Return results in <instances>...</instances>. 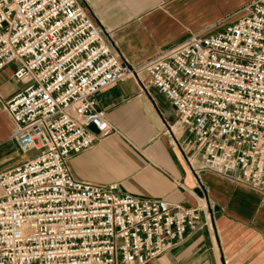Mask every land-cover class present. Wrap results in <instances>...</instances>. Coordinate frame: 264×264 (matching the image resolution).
<instances>
[{"label":"built area","instance_id":"2783aa9c","mask_svg":"<svg viewBox=\"0 0 264 264\" xmlns=\"http://www.w3.org/2000/svg\"><path fill=\"white\" fill-rule=\"evenodd\" d=\"M81 0H0V70L11 138L36 155L0 172V264H146L209 225L203 205L77 178L70 159L117 131L97 95L130 76L178 110L203 166L264 193V0L140 66L123 60ZM95 127L96 131L91 129Z\"/></svg>","mask_w":264,"mask_h":264},{"label":"crops","instance_id":"0c3cea01","mask_svg":"<svg viewBox=\"0 0 264 264\" xmlns=\"http://www.w3.org/2000/svg\"><path fill=\"white\" fill-rule=\"evenodd\" d=\"M123 60L134 66L156 58L191 34L215 31L251 0H81ZM0 70V172L29 159L11 138L14 121L5 102L26 84ZM130 76L97 95L117 131L69 161L82 180L117 183L119 192L203 205L209 225L146 264H264V193L204 168L193 135L178 110L150 82ZM91 129L96 131L95 127Z\"/></svg>","mask_w":264,"mask_h":264},{"label":"rangeland","instance_id":"374dc122","mask_svg":"<svg viewBox=\"0 0 264 264\" xmlns=\"http://www.w3.org/2000/svg\"><path fill=\"white\" fill-rule=\"evenodd\" d=\"M36 153H37V150H36V149H33V150L29 151L28 155H29L30 157H33L34 155H36ZM0 191H1V190H0Z\"/></svg>","mask_w":264,"mask_h":264}]
</instances>
